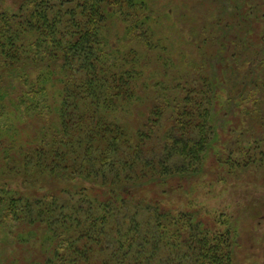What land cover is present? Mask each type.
Masks as SVG:
<instances>
[{"label":"trees","instance_id":"trees-1","mask_svg":"<svg viewBox=\"0 0 264 264\" xmlns=\"http://www.w3.org/2000/svg\"><path fill=\"white\" fill-rule=\"evenodd\" d=\"M187 1L0 12V264L232 262L225 223L168 204L230 164L209 161V82L193 79L209 20L177 13L210 0ZM238 189L235 210L264 209V178Z\"/></svg>","mask_w":264,"mask_h":264},{"label":"rangeland","instance_id":"rangeland-1","mask_svg":"<svg viewBox=\"0 0 264 264\" xmlns=\"http://www.w3.org/2000/svg\"><path fill=\"white\" fill-rule=\"evenodd\" d=\"M23 1L4 0L0 12H16ZM185 1L171 6L181 7ZM186 11L196 16L195 21L206 16L209 20L203 47L207 64L195 69L193 79L204 73L210 84L209 122L215 128L217 144L212 146V154L209 151V161L218 154L230 164L206 166L207 173L199 182L183 183L186 196H176L168 204L179 210L191 205L205 220L225 223L221 228L231 233L230 264H264V209L235 210L242 208L243 202L238 186L261 184L264 178V0L185 5L182 11L177 10L181 19ZM187 22H178L183 32L188 29Z\"/></svg>","mask_w":264,"mask_h":264}]
</instances>
